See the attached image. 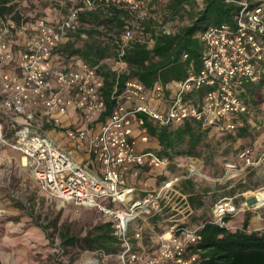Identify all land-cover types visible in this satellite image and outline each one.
<instances>
[{"label":"built area","instance_id":"obj_1","mask_svg":"<svg viewBox=\"0 0 264 264\" xmlns=\"http://www.w3.org/2000/svg\"><path fill=\"white\" fill-rule=\"evenodd\" d=\"M95 1L79 0L55 24L44 17L17 22L0 14V116L9 121L6 126L0 117V154L6 146L19 150L40 192L94 208L113 221L118 249H96L91 254L97 256H85L78 264H106L100 255L110 257L112 264H196L199 249L191 245L198 241L202 223L186 221L192 212L189 205L181 208L177 203L178 197L187 202L176 188L179 177L134 197L136 188L127 172L137 176L139 168L162 169L166 162L142 146L150 140L145 119L171 128L192 119L218 131L237 129L240 121L235 117L246 108L240 96L243 83L264 76V2L231 0L238 6L234 23L210 24L199 33L200 66L195 69L191 61L187 75L170 86L168 97L159 81L153 90L134 77L121 89L115 83L111 114L95 128L94 120L105 110L97 66L81 60L65 66L52 54L66 34L77 29L79 13ZM106 1L137 8L142 0ZM132 36L126 26L124 39ZM70 104H75L82 123L63 129L59 110ZM44 126L61 128L74 141L73 148L88 137L86 158H75ZM237 157L239 162H225L223 174L227 180L244 182L250 169L264 161V151L256 155L252 146H244ZM257 190L264 191V185ZM246 205L264 207L256 202ZM241 209L233 196H220L211 207V220L227 225L225 218ZM154 217L164 219L163 231L149 229Z\"/></svg>","mask_w":264,"mask_h":264},{"label":"trees","instance_id":"obj_2","mask_svg":"<svg viewBox=\"0 0 264 264\" xmlns=\"http://www.w3.org/2000/svg\"><path fill=\"white\" fill-rule=\"evenodd\" d=\"M237 10L238 6L231 0H166L164 3L142 0L137 8L127 2L96 0L92 7L79 13L77 29L68 32L52 54L65 66H74L80 60L97 66V74L103 80L100 93L105 101V110L93 122L97 128L111 114L114 103L111 90L115 83L121 89L128 78L134 77L153 90L159 81L166 88L165 95L168 97L172 90L170 86L187 75L191 61L195 69L200 66L202 44L199 33L210 24H233ZM0 14L11 15L17 22L22 18L34 21L44 17L51 24L63 17L53 19L38 12L29 14L23 6L10 4L7 0L0 1ZM126 26L133 31L130 39L123 37ZM242 87L240 96L246 108L235 117L240 121L235 130L239 136L246 131L249 102H255L254 98L260 97L264 89V76L257 82H244ZM144 123L149 135L158 141L160 148L153 150L159 157L162 153L169 155L167 150L183 142L186 136L189 146L194 148L205 133L201 123L192 119L175 128L158 126L147 119ZM164 179L162 175L157 176L155 186ZM102 216L105 220L84 235L63 232L64 243L81 251L103 249L115 252L118 243L113 221ZM249 218L247 215L242 226L235 229L219 225L211 217L201 222L198 241L191 245L194 251L199 249L200 259L196 264H264V229H248ZM152 219L155 222L161 218ZM165 228L164 224L157 231Z\"/></svg>","mask_w":264,"mask_h":264},{"label":"rangeland","instance_id":"obj_3","mask_svg":"<svg viewBox=\"0 0 264 264\" xmlns=\"http://www.w3.org/2000/svg\"><path fill=\"white\" fill-rule=\"evenodd\" d=\"M77 1L7 0L10 4L23 6L29 14L38 12L53 19L64 16ZM165 1L158 0L159 3ZM254 99L255 102H249L246 131L242 136L237 131L221 134L203 127L205 133L194 148L189 146L186 136L183 142L167 150L169 155L161 154L166 162L159 175L164 176V180L179 177L176 188L185 195L187 202L178 197L177 203L181 208L186 204L191 206V222L200 224L210 218L213 203L222 195L233 196L243 210L227 220L229 228L234 229L243 213L244 217L256 213L264 218V207L246 205L250 192L264 185V161L248 172L244 182L227 180L223 174L225 162L234 160L239 147L250 146L258 140V149L264 151V89L261 96ZM162 110L165 111L164 106ZM153 148L150 147L155 153ZM23 167L27 166L21 157H9L5 161L0 158V264H78L85 256H97L91 254L94 250L81 251L76 246L66 245L61 234L84 235L105 217L94 208L41 195L29 170H23ZM100 256L102 263H114L110 257Z\"/></svg>","mask_w":264,"mask_h":264},{"label":"crops","instance_id":"obj_4","mask_svg":"<svg viewBox=\"0 0 264 264\" xmlns=\"http://www.w3.org/2000/svg\"><path fill=\"white\" fill-rule=\"evenodd\" d=\"M13 49L14 50L16 49V47L14 45H13ZM163 106H165L164 102H162L160 108H162ZM38 115H39V112H37V116ZM59 115H60V119H61V123H62V128L63 127L65 128L68 126L69 127H79L82 123L81 117H80L79 113H77V109H76L75 104H70L68 106H65L64 108H61L59 110ZM0 117L4 121L5 125L9 126L8 117H6L5 115H1ZM36 123H38V121ZM44 128L46 129L47 133H49V135L57 138L58 142H60L66 148L70 149L72 154L75 156V158H77L78 160H82V159L86 158L87 154L84 151H85V146L88 145V141H89L88 137H86L82 142L78 143L76 148H73L74 141L70 140L68 137H65L63 135V131L61 128H53V127H47V126H44ZM211 130H215V129H211ZM215 131H218V130H215ZM218 132L224 133L225 131H222V132L218 131ZM149 141H150V143L142 144V146L146 145V146H148V148H150L151 146L154 148L157 147V149L160 148V146L158 145V141L155 137L150 136ZM257 141L258 140L254 141L250 145L254 148V154H256V155H258L260 152V148L258 149V146H257V143H258ZM247 146H249V145H247ZM240 148H242V147H239L237 149V151L235 153L234 160H229V161L239 162V159L237 157V152L240 150ZM9 157L15 158V159H18V158L20 159L21 152L15 148L11 147V146H6V147H4L0 158H3L5 161V159H7ZM6 161H8V160H6ZM22 162H23V160H22ZM98 167L99 166L96 165L97 169H99ZM26 168L30 172V176H31V179L33 180L34 185L37 187V189H39L36 180L34 179L33 175L31 174L30 169L28 167H26ZM26 168L23 167V170L24 169L26 170ZM254 169H256V167L253 169H250L249 173ZM155 170L158 172H155ZM159 173H161V169L159 167H156V168H151V167L139 168V174L137 176H133L132 172L128 171L127 172V178H128L127 180L130 184H133L136 188L135 193H134V197L142 195L147 190H150L152 188L159 186V185L155 186V180L157 179V176L159 175ZM40 194L49 198V199H52L51 196L45 194L44 192H40ZM190 209H191V212H193L191 206H190ZM241 211H243V210H240L238 212H241ZM244 219H245V217H244V213H243V216L240 217V220H238V222L235 223V225H234L235 227H233V228L235 229L237 227H241ZM159 220L152 222L149 225V229H152L154 233L159 232V231H157V228H161L164 224H166V223H161V221H163L164 219H159ZM186 221L190 224H196V223L191 222L189 220V217L186 219ZM247 228L248 229L264 228V218H262L261 215H259V214L256 215V213H253L251 215V217L249 218Z\"/></svg>","mask_w":264,"mask_h":264},{"label":"bare ground","instance_id":"obj_5","mask_svg":"<svg viewBox=\"0 0 264 264\" xmlns=\"http://www.w3.org/2000/svg\"><path fill=\"white\" fill-rule=\"evenodd\" d=\"M255 194L257 196V200H256L257 205L264 203V191L257 190L255 191Z\"/></svg>","mask_w":264,"mask_h":264},{"label":"water","instance_id":"obj_6","mask_svg":"<svg viewBox=\"0 0 264 264\" xmlns=\"http://www.w3.org/2000/svg\"><path fill=\"white\" fill-rule=\"evenodd\" d=\"M256 200H257L256 196H251V197L248 199L247 202H248L249 204H251V203L256 202Z\"/></svg>","mask_w":264,"mask_h":264}]
</instances>
